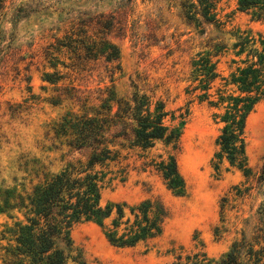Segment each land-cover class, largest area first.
Listing matches in <instances>:
<instances>
[{
  "label": "rangeland",
  "instance_id": "374dc122",
  "mask_svg": "<svg viewBox=\"0 0 264 264\" xmlns=\"http://www.w3.org/2000/svg\"><path fill=\"white\" fill-rule=\"evenodd\" d=\"M183 1L4 0L0 7V206L77 156L52 130L65 112L88 110L73 95L96 96L113 85L125 96L136 85L174 112L176 119L167 118L166 124L176 125L186 112L174 148L157 142L145 151L121 149L101 191L102 203L161 201L167 210L162 232L133 247H115L98 225L79 221L70 235L88 264H169L193 251L216 261L242 235L252 240L255 228L263 225L264 100L245 124L252 174L245 177L225 160L216 170L220 125L206 104L185 91L191 58L217 32L203 25L200 35L186 18ZM217 13L226 30L264 35V18L236 11L235 0H220ZM226 60L219 59L223 72ZM92 102L87 106L95 108L98 101ZM169 153L184 181L182 195L168 189L152 166V160ZM9 216L19 217L17 209L0 213V230L13 221ZM3 245L0 241V257Z\"/></svg>",
  "mask_w": 264,
  "mask_h": 264
},
{
  "label": "trees",
  "instance_id": "16d2710c",
  "mask_svg": "<svg viewBox=\"0 0 264 264\" xmlns=\"http://www.w3.org/2000/svg\"><path fill=\"white\" fill-rule=\"evenodd\" d=\"M219 1L182 2L188 8L186 18L199 28L200 35L205 33L203 25L217 32L209 34L204 50L191 58L185 92L206 104L213 122L220 125L214 168L218 170L225 160L249 177L245 124L254 107L264 100V35L247 29L226 30L217 13ZM3 2L0 0V7ZM235 10L262 19L264 0H235ZM223 56H227L225 72L218 69ZM73 96L88 110L65 112L52 130L60 144L77 156L58 171L44 175L12 203L3 201L0 213L17 209L19 217L9 216L13 221L0 230V241L5 242L0 264H88L70 235L72 225L83 220L98 225L115 247H133L162 232L167 210L161 201L144 198L133 204L102 203L101 191L111 178V165L119 162L121 149L145 151L157 142L174 148L186 112L178 115L176 125L166 124L167 118L176 119L174 112L136 85L125 96L118 95L113 85L99 89L96 96ZM92 100L98 101L95 108L87 106ZM152 166L175 195L184 193L173 153L152 160ZM255 231L252 240L242 235L216 261L204 251H193L178 254L169 264H264V222Z\"/></svg>",
  "mask_w": 264,
  "mask_h": 264
}]
</instances>
